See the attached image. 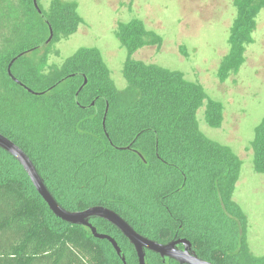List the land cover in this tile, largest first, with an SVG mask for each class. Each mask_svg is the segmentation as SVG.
<instances>
[{
	"label": "trees",
	"instance_id": "obj_1",
	"mask_svg": "<svg viewBox=\"0 0 264 264\" xmlns=\"http://www.w3.org/2000/svg\"><path fill=\"white\" fill-rule=\"evenodd\" d=\"M38 3L42 13L34 0H0V132L27 152L58 202L72 211L110 207L161 243L177 233L187 236L211 262L228 264L236 250L237 264H264L236 236L244 215L233 196L243 160L208 137L197 117L205 108L206 122L220 128L224 104L182 71L133 57L163 42L140 18L120 21L115 30L127 50L124 89L115 85L96 47H82L62 65H50L48 51L37 59L41 48L48 50L84 22L76 1L53 0L49 10ZM235 6L231 51L218 70L222 81L246 61L264 0H235ZM44 17L54 31L49 43ZM30 52L35 55L27 58ZM20 54L13 74L41 94L10 77L8 65ZM85 75L88 81L76 97ZM250 147L255 170L264 174V119ZM90 221L117 240L128 264H139L122 231L101 217ZM148 251V264H163L158 253ZM0 264L124 262L90 227L58 217L19 161L0 147Z\"/></svg>",
	"mask_w": 264,
	"mask_h": 264
},
{
	"label": "rangeland",
	"instance_id": "obj_2",
	"mask_svg": "<svg viewBox=\"0 0 264 264\" xmlns=\"http://www.w3.org/2000/svg\"><path fill=\"white\" fill-rule=\"evenodd\" d=\"M39 1L49 10L53 0ZM66 1L77 2L84 22L70 36L51 43L48 50L41 48L37 59L48 51V63L62 65L82 47H96L109 66L115 85L124 89L127 50L115 30L120 21L140 18L148 29L161 35L163 42L160 47L145 46L133 57L182 71L186 79L199 82L211 98L224 104L220 128L206 122L205 108L198 111L197 117L208 137L230 146L243 160L233 196L244 215L236 236L249 253L264 257V174L255 170L250 147L255 128L264 119V9L257 17L254 42L247 47L246 61L238 72L222 81L218 70L231 51L229 39L237 16L235 0ZM34 55L30 52L27 58ZM233 253L239 254L236 250Z\"/></svg>",
	"mask_w": 264,
	"mask_h": 264
},
{
	"label": "water",
	"instance_id": "obj_3",
	"mask_svg": "<svg viewBox=\"0 0 264 264\" xmlns=\"http://www.w3.org/2000/svg\"><path fill=\"white\" fill-rule=\"evenodd\" d=\"M34 4L37 10L42 13V10L39 6L38 0H34ZM46 22L49 25L50 35L45 43H49L54 35L53 27L48 21L46 17H44ZM21 56L17 55L14 57L8 65V73L10 77L15 80L17 83L25 87L29 92L33 94H41L42 92L36 91L26 84H24L19 78H17L13 72L12 67L14 62ZM88 78L86 75L84 76V83L80 87V89L76 92V97H78L80 91L83 89V86L87 83ZM94 104V103H93ZM109 110V105L107 104L106 112L104 115V128L106 130L105 122L107 118ZM0 147L9 152L13 155L17 161L23 166L25 171L28 173L32 183L36 187L39 194L44 198V200L48 203L51 210L61 219L64 221L73 223V224H83L92 229V232L95 237L101 239H107L111 242L113 247L115 248L118 255H120L124 264H128L126 260V256L122 253V248L117 242V240L106 233L99 232L97 227L92 224L90 221L91 217H101L113 225H115L122 233L130 240L133 244L137 256L139 264H147L146 255L147 250L153 251L155 253L160 254V256L165 260V258H173L178 260L181 264L188 263V264H214L211 261L205 260L200 258L194 253L191 252L192 250V242L188 238H180L177 240H172L167 243H161L157 240L144 236L143 234L139 233L124 217H122L118 212L115 210L103 206V205H96L89 207L85 210L80 211H72L68 210L67 208L63 207L58 200L54 197V195L49 190L48 186L46 185L43 177L38 171L37 166L31 159V157L27 154V152L18 144H16L11 138L4 135L0 132ZM128 148V147H127ZM183 243L185 245L184 249L179 250L178 244Z\"/></svg>",
	"mask_w": 264,
	"mask_h": 264
},
{
	"label": "flooded vegetation",
	"instance_id": "obj_4",
	"mask_svg": "<svg viewBox=\"0 0 264 264\" xmlns=\"http://www.w3.org/2000/svg\"><path fill=\"white\" fill-rule=\"evenodd\" d=\"M113 147L114 148H126V147H120V146H117V145H115V144H113ZM128 148H130L132 151H134L135 153H138V154H140V152L135 148V147H131V146H127ZM110 208V207H109ZM114 210V209H113ZM117 212V211H116ZM122 216V215H121ZM123 217V216H122ZM104 233H106V234H109V235H111L110 233H107V232H104ZM112 236V235H111ZM148 237V236H147ZM151 238V237H150ZM180 238H188L187 236H183V235H178V233L177 234H175L174 235V237L170 240V241H172V240H177V239H180ZM189 239V238H188ZM190 240V239H189ZM169 241V242H170ZM191 241V240H190ZM178 249L179 250H182V249H184V247H185V245L183 244V243H180V244H178ZM148 250H147V254H148ZM191 252L192 253H194L195 252V254L197 255V256H199L200 258H203L196 250H195V248H194V245H193V243H192V250H191ZM137 253V252H136ZM160 255V254H159ZM138 257V256H137ZM161 257V256H160ZM234 257L235 256H231V259L229 260V263L228 264H237L236 263V260L234 259ZM161 259H162V262H163V264H181L178 260H176V259H173V258H169V257H167V258H165V260L161 257ZM204 259V258H203ZM206 260V259H205ZM146 261H147V264H148V258H147V256H146ZM212 263H214V264H220V263H217V262H212ZM183 264H188V263H183Z\"/></svg>",
	"mask_w": 264,
	"mask_h": 264
}]
</instances>
